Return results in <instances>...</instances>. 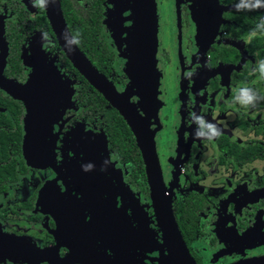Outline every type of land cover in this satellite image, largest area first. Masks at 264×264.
<instances>
[{"label": "flooded vegetation", "instance_id": "flooded-vegetation-1", "mask_svg": "<svg viewBox=\"0 0 264 264\" xmlns=\"http://www.w3.org/2000/svg\"><path fill=\"white\" fill-rule=\"evenodd\" d=\"M155 2L151 45L138 0H0V231L49 249L40 264L187 255L162 221L190 264H264V64L236 4Z\"/></svg>", "mask_w": 264, "mask_h": 264}, {"label": "water", "instance_id": "water-1", "mask_svg": "<svg viewBox=\"0 0 264 264\" xmlns=\"http://www.w3.org/2000/svg\"><path fill=\"white\" fill-rule=\"evenodd\" d=\"M213 10L217 14V17L221 19L222 13L224 11H228L231 9V7H226L223 9V7L220 6L219 0H213ZM138 7H139V16L141 20H143V37L148 38L151 45H154L157 40V17H156V2L155 0H138ZM220 20L218 22V19H215L214 23V35H215V29L220 25ZM153 57L155 55V50ZM71 59L75 62L76 67L79 68L83 74L87 76L91 80V82L105 95L107 96V99L113 101L112 97V90L111 87L104 81L100 79V76L96 74H92V77L88 76L90 75V65L87 60H84L82 57H76V55H71ZM152 62H150V65H154ZM89 72V74H88ZM102 84V86H99ZM111 90V91H110ZM116 105V104H115ZM119 107V106H118ZM120 113L123 115V117L128 120V122L133 125L135 120L138 118V114L133 109H122L119 107ZM143 142L140 140V144L142 147V151L146 156L150 155V152L153 148L154 140L150 136V141L143 137ZM28 151V150H27ZM28 155L30 154L27 152ZM46 190H44L45 192ZM39 203H42L43 200L40 198ZM38 203V204H39ZM154 208L156 209V213L159 214L158 218H162L166 216L165 211L166 209H170L168 205L166 207L160 206L157 201H154ZM163 226L165 227L164 234L166 236L165 242H168L172 249H178V243L175 245V242H181L182 248L185 249V252L187 255H184L181 253H172L171 255H168L167 257L157 259L156 262H152L151 264H190V255L184 245V242L182 240V237L180 235V232L178 228L172 225V222L170 221H162ZM161 223V224H162ZM177 233V234H176ZM24 238V237H23ZM22 237L18 238L13 235H8L5 233H2L0 231V260L1 261H7V262H22L26 264H40L42 262H51L54 260L55 257L51 255L49 252V249H41L35 245H31V242L24 243V239ZM178 247V248H177ZM189 257V259H188ZM193 263V262H192Z\"/></svg>", "mask_w": 264, "mask_h": 264}, {"label": "trees", "instance_id": "trees-1", "mask_svg": "<svg viewBox=\"0 0 264 264\" xmlns=\"http://www.w3.org/2000/svg\"><path fill=\"white\" fill-rule=\"evenodd\" d=\"M227 2L234 3L241 9L235 15V23L247 36L246 45L241 46L243 53L247 56L246 51H248L257 61L264 64V0H259V6L257 0H227ZM246 69L248 70L247 67ZM257 73H261V70ZM258 79L264 84V73L261 78L258 75Z\"/></svg>", "mask_w": 264, "mask_h": 264}, {"label": "clouds", "instance_id": "clouds-1", "mask_svg": "<svg viewBox=\"0 0 264 264\" xmlns=\"http://www.w3.org/2000/svg\"><path fill=\"white\" fill-rule=\"evenodd\" d=\"M34 6H36V7H40V8H46L45 6H44V0H34ZM257 6H259V0H257ZM43 35V37H47V33H43L42 34ZM251 99V97H249V100ZM88 168H90V166H88L87 168H86V170H88Z\"/></svg>", "mask_w": 264, "mask_h": 264}]
</instances>
